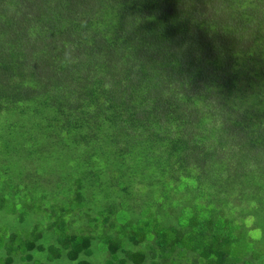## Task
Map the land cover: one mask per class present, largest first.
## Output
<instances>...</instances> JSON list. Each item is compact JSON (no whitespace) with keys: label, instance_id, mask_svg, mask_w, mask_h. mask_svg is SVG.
<instances>
[{"label":"trees","instance_id":"obj_1","mask_svg":"<svg viewBox=\"0 0 264 264\" xmlns=\"http://www.w3.org/2000/svg\"><path fill=\"white\" fill-rule=\"evenodd\" d=\"M0 158V211L31 220L0 264H92L98 237L107 264H249L264 0H0Z\"/></svg>","mask_w":264,"mask_h":264},{"label":"rangeland","instance_id":"obj_2","mask_svg":"<svg viewBox=\"0 0 264 264\" xmlns=\"http://www.w3.org/2000/svg\"><path fill=\"white\" fill-rule=\"evenodd\" d=\"M2 167H3V162H2V158H0V169H2ZM7 168H9V172H8L9 175L12 176L15 174V169H14L13 164L11 165L10 163H7ZM43 168L45 169L46 165H43ZM146 197L148 196L145 195V197L144 196L141 197L143 203H146V202L148 203L149 198H151V200L152 198L154 199L156 197V194L153 195L152 197L149 195L148 199ZM97 198H100V197H97ZM176 198H178V194L172 200L174 201L176 200ZM157 200H156V203H157ZM137 201H138L137 205L134 206L136 211L141 210L140 208H142L141 202L139 200ZM173 201H171L170 204ZM242 207L245 208L244 205ZM155 208L157 211H159L161 209L165 210L166 208H170V207H168V203L166 202L165 206L163 205L160 206L158 204L155 206ZM239 210L240 208L238 207L233 208L231 210L232 212H230L232 213V216H229V217H234L236 219L237 224H240L241 221H243L247 227H251L250 225L251 223V224H254L256 228H254L253 230H249L248 232L241 231V230H237L235 232L236 240L231 245L230 255L232 258H236V259H242L244 255H247V257H249V264H264V216H263V213L251 212V217L243 216L241 218V213L239 212ZM131 211H132L131 217H128L129 219L128 224L130 226L137 224L138 219L135 214H139V213H136L132 209ZM146 217H147L146 213L144 215L143 213L141 214V218L146 220ZM32 218L35 219V217L33 216ZM28 226L30 229L31 220H25L21 224V223H18L17 219H15L9 213L0 211V233L3 234L2 231H4L3 228H5L9 233H14L16 236L24 235L25 234L24 229L28 228ZM90 250L92 253L88 258L92 264H107L108 258L104 256L105 254H103L104 249L102 247V237H98L97 239L92 241ZM250 256L252 259L250 258ZM0 257H1V252H0ZM32 258L35 261L45 262L44 255L42 253L32 252ZM193 261L194 260L190 258L189 260H184V263L189 264V263H192ZM227 263L230 264V260ZM49 264H74V262L67 261L66 259L61 258Z\"/></svg>","mask_w":264,"mask_h":264}]
</instances>
